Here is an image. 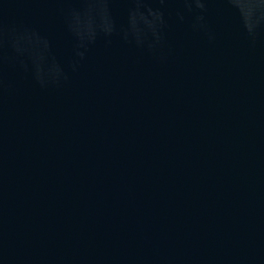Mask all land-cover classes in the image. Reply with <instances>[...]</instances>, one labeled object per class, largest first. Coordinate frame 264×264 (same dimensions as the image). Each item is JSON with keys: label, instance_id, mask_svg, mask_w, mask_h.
Segmentation results:
<instances>
[{"label": "water", "instance_id": "obj_1", "mask_svg": "<svg viewBox=\"0 0 264 264\" xmlns=\"http://www.w3.org/2000/svg\"><path fill=\"white\" fill-rule=\"evenodd\" d=\"M0 264H264V0H90L0 97Z\"/></svg>", "mask_w": 264, "mask_h": 264}]
</instances>
